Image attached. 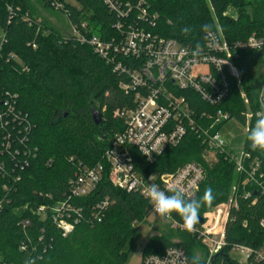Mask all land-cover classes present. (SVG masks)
<instances>
[{"label": "trees", "instance_id": "16d2710c", "mask_svg": "<svg viewBox=\"0 0 264 264\" xmlns=\"http://www.w3.org/2000/svg\"><path fill=\"white\" fill-rule=\"evenodd\" d=\"M37 1L50 9L45 0ZM60 1L68 23H83L88 34L107 40L118 37L119 32L113 27L117 13L102 0ZM115 1L121 9L131 6L132 19L143 7L146 18L139 21L141 27L183 45L201 44L205 32L216 26L229 42L264 33V0ZM7 6L12 7L11 13ZM27 16L33 23L26 20ZM37 18L29 0H0V32L5 34L0 50V262L125 264V245L134 234V224L151 213V208L137 192L113 187L106 168L90 194L70 201L79 209V220L68 234L62 235L48 214L36 212L39 205H51L63 198L70 177L78 169L104 165L103 152L122 128V121L113 117V112L133 104L132 93L118 86L127 81L125 74L96 56L88 45L65 37L44 20L39 26L34 24ZM204 25L209 26L207 30ZM263 53L264 50L248 49L233 56L241 74L240 87L232 83L226 98L216 107L244 126L245 112L256 109L255 86L259 81L253 80L251 72ZM241 92L245 93L247 104ZM177 94L198 111L214 109L189 90ZM92 109L101 114L100 124L92 121ZM254 124L251 119L247 125L242 149L259 160V170L264 175V157L260 150L253 151L247 140ZM200 126L204 128L205 122L201 121ZM5 134L10 135L6 149L2 145ZM22 138L26 142L20 143ZM203 150L201 139L187 130L176 146L166 147L153 164L141 167L143 173H163L173 172L188 162L198 163L204 171L203 180L195 194L185 199H201L207 187L215 194L211 205L201 207L200 217L226 202L232 185L247 182L222 155L207 161ZM246 186L251 189V198L237 199L238 208L230 211L225 226L226 246L215 255L213 264H238L229 254L232 244L255 247L264 240V230L259 225L264 217V195L250 184ZM102 201L106 206L98 209ZM171 218L183 224L176 213ZM181 232L189 237L188 243L173 242L164 235L149 237L142 247L141 260L148 254L159 255L169 247H178L192 263L190 246H201L195 235Z\"/></svg>", "mask_w": 264, "mask_h": 264}, {"label": "built area", "instance_id": "2783aa9c", "mask_svg": "<svg viewBox=\"0 0 264 264\" xmlns=\"http://www.w3.org/2000/svg\"><path fill=\"white\" fill-rule=\"evenodd\" d=\"M45 1L50 10L62 13L63 4L60 0ZM102 1L109 10L117 13L118 19L113 27L119 32L118 37L107 40L94 33L88 34L83 23L78 26L68 23L69 32L63 35L88 45L96 56L111 64L114 70L125 74L127 81L120 82L118 86L121 90L132 93L133 104L113 112V117L122 121V128L112 136L103 152L104 165L97 163L78 169L70 177L63 198L51 205H39L36 212L40 215L48 214L62 235L68 234L79 220V209L76 210L70 201L90 194L105 168L108 181L113 187L137 192L147 199L151 212L154 213L156 212L153 204L147 196L149 184L158 185L160 190L169 195L172 194L170 190L179 189L184 192L185 198L193 196L204 177L203 168L198 163H185L173 172L141 171L142 166L153 164L166 147L176 146L187 130H191L204 144L202 156L209 154L215 159L216 155H222L234 165L235 172L244 175L247 181L241 184L242 186L232 185L228 200L205 212L201 217L202 222L196 224L190 232L195 235L201 246L193 258H197L199 264H213L215 255L226 246L225 226L230 211L238 208L237 199L251 198V189H247L246 184H250L257 193L264 195V175L259 170V160L251 158L242 146L236 151L227 145L217 127L229 121L230 114L216 108L226 98L232 83L240 87L241 74L233 56H238L241 51L248 49L264 50V33L250 35L243 41L229 42L216 26L213 30L205 32L201 44L183 45L175 39L164 38L141 27L139 21L146 18L143 7L137 17L132 19L130 5L121 9L115 0ZM138 5L140 6V3ZM7 10L11 13L12 7L7 6ZM27 17L26 20L29 19V16ZM41 23V18L34 21L38 26ZM4 35V31H1L0 50L5 41ZM9 57L16 59L13 54ZM183 90L191 91L201 102L214 109L198 111L191 107L184 96L177 94ZM241 96L247 104L245 93L241 92ZM262 102L264 75L255 86L256 109H248L245 112L246 127L251 119L256 120L255 112L259 110ZM201 121L205 122L204 128L200 126ZM2 138L6 140L2 144L6 149L10 145V135L5 134ZM19 142L24 143L26 139H19ZM17 150H13L14 153L18 154ZM25 152L31 154L30 150ZM251 202H255V199ZM104 206L106 202L102 201L98 203L97 208ZM165 218L171 221L173 228L185 230L183 224L174 221L171 216ZM259 225L264 230V217L260 219ZM230 253L244 256V260L237 262L238 264H264V240L255 247L232 244L229 247ZM140 264L192 263L184 250L169 247L162 254L144 256Z\"/></svg>", "mask_w": 264, "mask_h": 264}, {"label": "rangeland", "instance_id": "374dc122", "mask_svg": "<svg viewBox=\"0 0 264 264\" xmlns=\"http://www.w3.org/2000/svg\"><path fill=\"white\" fill-rule=\"evenodd\" d=\"M29 1L31 2V6L35 9V14L38 18L44 20L61 34H68L69 24L64 14L43 8L37 0ZM229 13L231 14L232 11L229 10ZM251 73L254 81L258 82L262 80L264 75V53L256 66L252 69ZM246 130H248V127L238 123L234 119H229V121L223 124L220 128V134L227 145L238 151L242 146ZM261 154L264 157V151H261ZM205 159L207 161L214 160L213 156L209 154ZM133 228L134 234L125 245V249L127 250L125 264H140L142 247L149 237L164 235L173 242L184 241L188 243L187 240L189 237H187L185 232L173 228L169 219L161 217L154 212L149 213L142 221L136 222ZM190 249L192 250L193 255L200 250L197 247H194L193 249L192 246H190ZM230 257L236 262L244 260V256L239 253H230Z\"/></svg>", "mask_w": 264, "mask_h": 264}, {"label": "clouds", "instance_id": "9594fccd", "mask_svg": "<svg viewBox=\"0 0 264 264\" xmlns=\"http://www.w3.org/2000/svg\"><path fill=\"white\" fill-rule=\"evenodd\" d=\"M209 26L204 25L207 30ZM255 124L248 131L247 140L253 151H264V102L260 104V108L255 112ZM171 195L160 190L156 184H149L147 188V196L152 202L154 211L161 217L171 216L176 213L183 221V227L186 231H193L196 223L199 221L200 209L203 205H211L215 199L214 191L211 187L204 190L201 199H185V194L179 189H172ZM192 264H199L197 258L193 259Z\"/></svg>", "mask_w": 264, "mask_h": 264}, {"label": "water", "instance_id": "95a60500", "mask_svg": "<svg viewBox=\"0 0 264 264\" xmlns=\"http://www.w3.org/2000/svg\"><path fill=\"white\" fill-rule=\"evenodd\" d=\"M91 118H92V121L94 122V124H96V125L100 124L102 121L101 114L96 109L91 110ZM198 219H199V221L196 224H199L202 222L201 217H199Z\"/></svg>", "mask_w": 264, "mask_h": 264}]
</instances>
